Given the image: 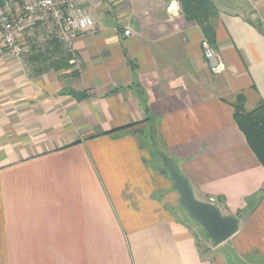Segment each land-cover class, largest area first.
<instances>
[{
    "label": "crops",
    "instance_id": "obj_1",
    "mask_svg": "<svg viewBox=\"0 0 264 264\" xmlns=\"http://www.w3.org/2000/svg\"><path fill=\"white\" fill-rule=\"evenodd\" d=\"M212 1L220 73L181 0H82L77 77L0 53V264L264 259V166L235 120L264 102V0ZM158 151L238 217L231 238L202 247Z\"/></svg>",
    "mask_w": 264,
    "mask_h": 264
},
{
    "label": "built area",
    "instance_id": "obj_2",
    "mask_svg": "<svg viewBox=\"0 0 264 264\" xmlns=\"http://www.w3.org/2000/svg\"><path fill=\"white\" fill-rule=\"evenodd\" d=\"M45 23H52L70 45L77 36L92 31L96 19L82 0H0V53L22 59L25 33ZM124 34L130 35L131 31L127 29ZM202 47L211 71H224L225 64L208 38L202 40ZM210 200L215 201L213 197Z\"/></svg>",
    "mask_w": 264,
    "mask_h": 264
},
{
    "label": "trees",
    "instance_id": "obj_3",
    "mask_svg": "<svg viewBox=\"0 0 264 264\" xmlns=\"http://www.w3.org/2000/svg\"><path fill=\"white\" fill-rule=\"evenodd\" d=\"M181 5L187 19L199 23L203 27L206 38L213 43L214 30L211 20L218 11L214 2L212 0H181ZM42 25H48V23L40 24L33 29ZM50 25L54 32L48 31L46 38L42 41L37 36L28 38L29 52L26 61L29 69L35 74L47 70H70L69 75L77 77L79 70L74 68L77 60L74 52L55 26L52 23ZM235 120L246 135L248 143L260 163L264 166V102L255 109L246 112L242 108V101H240L235 113ZM157 154L164 159L163 170L166 174L170 175L166 164H172L179 168L177 163L162 151H158Z\"/></svg>",
    "mask_w": 264,
    "mask_h": 264
},
{
    "label": "water",
    "instance_id": "obj_4",
    "mask_svg": "<svg viewBox=\"0 0 264 264\" xmlns=\"http://www.w3.org/2000/svg\"><path fill=\"white\" fill-rule=\"evenodd\" d=\"M71 91L72 89H68V92ZM74 93L83 97L82 91H74ZM166 165L174 187L180 194L182 206L188 211L190 217L205 230L208 238L215 245H220L231 238L239 229L238 217L224 215L216 204L198 199L188 178L182 174L180 169L172 164Z\"/></svg>",
    "mask_w": 264,
    "mask_h": 264
},
{
    "label": "rangeland",
    "instance_id": "obj_5",
    "mask_svg": "<svg viewBox=\"0 0 264 264\" xmlns=\"http://www.w3.org/2000/svg\"><path fill=\"white\" fill-rule=\"evenodd\" d=\"M230 5L232 7H234V0L230 1ZM50 24L51 23H48V25H42V26H40L38 28L29 30L28 33L25 36V40H22V43L24 45V49L26 50L27 47H28L27 42H28V38L29 37L37 36L38 39L40 41H42L43 39L46 38L48 31L49 32H54V29H53L52 25H50ZM25 53H24V55H25ZM183 209L185 211V217L190 222V224L194 227V229L196 231V234L199 237V241H200V243H201V245L203 247V245L206 243V241L208 242L210 239H208L204 229L200 226V224L190 217V215L188 214L187 210L184 207H183ZM209 243H210V241H209ZM244 264H264V259L258 257V259H255V260L250 261V262L246 260V263L244 262Z\"/></svg>",
    "mask_w": 264,
    "mask_h": 264
}]
</instances>
